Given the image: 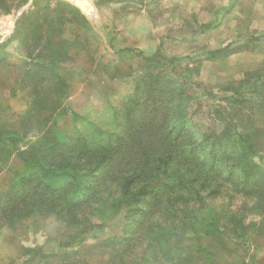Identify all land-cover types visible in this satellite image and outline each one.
Masks as SVG:
<instances>
[{
    "label": "trees",
    "instance_id": "1",
    "mask_svg": "<svg viewBox=\"0 0 264 264\" xmlns=\"http://www.w3.org/2000/svg\"><path fill=\"white\" fill-rule=\"evenodd\" d=\"M54 1L23 14L8 39L20 50L13 65L17 85L30 86L17 126L0 123V230L53 219L66 240L53 250L21 246L14 264H247L236 251L249 252L255 234H264V61L220 93L203 91L213 120L204 129L191 111L189 77L161 67L174 64L162 45L152 55L138 54L141 73L122 103V130L103 129L64 103L70 92L65 64L95 42L92 22L100 10L145 2ZM234 5L229 0L222 10ZM16 8L0 0V18ZM215 27L201 24L199 32ZM238 43L264 49V34H239L206 50L205 60L227 56ZM5 63L0 55V71ZM108 69L102 66L109 78L121 77ZM68 116L86 128L63 130ZM120 215L123 233L102 237L108 219Z\"/></svg>",
    "mask_w": 264,
    "mask_h": 264
},
{
    "label": "rangeland",
    "instance_id": "2",
    "mask_svg": "<svg viewBox=\"0 0 264 264\" xmlns=\"http://www.w3.org/2000/svg\"><path fill=\"white\" fill-rule=\"evenodd\" d=\"M66 1L76 6L94 2ZM39 2L36 5L34 0H30L22 5L20 0H12V5L18 8L0 18V45L8 42L0 50V55L6 59L0 71V123L9 128L17 126L18 117L29 106L30 85L21 82L22 89L20 83L17 85L19 75L13 65L20 50L17 42L8 39L13 36L18 19L31 11L40 10L46 4V0ZM144 2L145 5L136 1L119 2L103 8L96 15L91 31L95 42L87 47L89 51H79L74 60L65 64L67 71L64 74L70 92L64 103L77 115L86 117L103 129L121 131L125 123L121 114L122 103L133 91L141 73L142 60L138 54L152 55L162 45L166 59H173L174 64L163 63L161 67L170 72L175 66L179 75L189 77L190 93L194 97L191 111L204 129L212 128V101L207 99L203 91L208 89L220 93V89L241 79L246 71L260 68L264 61V49L249 50L241 48L238 43L227 56L214 62L205 60L204 53L236 41L239 34H264V0H235V5L227 12L222 8L228 6L229 0ZM51 5L54 6L55 1ZM201 24H214L216 27L200 33ZM103 65L109 66V73L119 72L121 77L109 78L102 70ZM179 80L185 81L181 78ZM15 87L19 90L16 88V96H12L10 90ZM85 126L73 116L61 122V128L71 134L75 130H78L77 133L83 131ZM10 164L16 165L17 160H12ZM124 223L122 215L113 220L108 219L101 236L121 235ZM62 240L66 239L60 234V227L53 219L26 220L13 229L5 228L0 230V264H14L21 246L42 245L47 250H53ZM210 244L215 246V242ZM248 247L249 252L239 250L234 256L247 264H264V234H255ZM223 256L234 259L233 255L227 253H223ZM97 257L103 259L105 255ZM90 264L100 263L94 261Z\"/></svg>",
    "mask_w": 264,
    "mask_h": 264
},
{
    "label": "crops",
    "instance_id": "3",
    "mask_svg": "<svg viewBox=\"0 0 264 264\" xmlns=\"http://www.w3.org/2000/svg\"><path fill=\"white\" fill-rule=\"evenodd\" d=\"M5 20L8 21L9 19L7 20V18H5Z\"/></svg>",
    "mask_w": 264,
    "mask_h": 264
}]
</instances>
